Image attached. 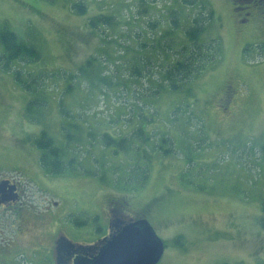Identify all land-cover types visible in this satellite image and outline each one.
I'll use <instances>...</instances> for the list:
<instances>
[{
	"label": "rangeland",
	"instance_id": "rangeland-1",
	"mask_svg": "<svg viewBox=\"0 0 264 264\" xmlns=\"http://www.w3.org/2000/svg\"><path fill=\"white\" fill-rule=\"evenodd\" d=\"M78 1L86 15L72 9ZM203 2L215 14L203 40L220 43V61L175 92L158 83L162 65L152 47L171 28L170 10L181 11L182 36L196 6L0 0V31L9 28L41 55L16 67L46 72L49 90L34 122L25 113L32 94L0 70V180L23 189L15 208L0 209V264H57L64 240L100 246L117 213L149 220L165 244L158 264H264V4ZM98 15L115 21L93 27ZM63 126L75 129L76 141ZM43 131L65 149L63 160L75 159L73 169L43 170L35 146ZM105 133L134 148L114 153L102 144ZM129 172L135 189L123 188Z\"/></svg>",
	"mask_w": 264,
	"mask_h": 264
},
{
	"label": "trees",
	"instance_id": "trees-1",
	"mask_svg": "<svg viewBox=\"0 0 264 264\" xmlns=\"http://www.w3.org/2000/svg\"><path fill=\"white\" fill-rule=\"evenodd\" d=\"M234 2L238 5L237 0H234ZM182 3L192 8L196 6V10H198L192 16L187 27H185L183 35H176L182 28L181 11L179 9H172L170 10V30L161 34L163 39L152 47L156 50V56L159 59L157 61L158 65H162L159 71L161 79L158 83L160 86H164L166 83L169 89L175 92L188 87L195 79L217 64L221 57V45L218 41L203 40V34L215 16L214 11L203 0H182ZM72 9L79 15L87 14V5L84 1L74 3ZM114 21L115 19L112 15H98L90 20V24L93 27H97L101 24L111 25ZM161 55L168 60L164 64H162ZM40 58V52L35 45L22 40L14 31L7 27L0 31V70L12 72L16 83L24 91L32 94V98L27 102L25 113L34 122L40 121V116L43 115L44 109L49 104V90L45 86L43 79L47 73L39 72L35 75L31 71L21 69V66L16 67V65L31 64L39 61ZM149 65H151V62L147 64V66ZM137 69L138 71L135 75L142 76L143 72L141 69ZM80 71L83 73L85 70L82 68ZM187 91H190V89H187ZM64 114L68 113L64 112ZM62 129L68 141H76L75 135L69 132L75 129H70L66 126H63ZM101 141L104 147L114 148V153H117L119 150L127 151L129 148H134L133 145L129 144V138L127 137L115 139L108 133H105ZM35 146L40 150L39 162L47 174L62 175L67 170L75 167V159H70L68 162L63 160L65 149L59 147L55 139L47 131H43L41 136L35 139ZM66 148L68 152L71 151V147L68 146ZM140 172L141 176L137 184L142 187L148 180L149 167H144ZM133 176V173L129 172L121 179L125 181L124 189L128 187L137 188V184L135 186L132 185V182H135ZM101 178L106 180L105 176ZM121 183L123 184L122 181ZM262 207L264 211V201ZM261 225L264 229V216L261 218ZM101 245L80 247V249L94 252L100 249Z\"/></svg>",
	"mask_w": 264,
	"mask_h": 264
},
{
	"label": "water",
	"instance_id": "water-1",
	"mask_svg": "<svg viewBox=\"0 0 264 264\" xmlns=\"http://www.w3.org/2000/svg\"><path fill=\"white\" fill-rule=\"evenodd\" d=\"M6 191L10 195L3 201L17 200V185H10L9 180L2 181L0 193ZM121 225L97 255L78 257L75 264H158L161 261L165 244L148 219L121 222Z\"/></svg>",
	"mask_w": 264,
	"mask_h": 264
},
{
	"label": "flooded vegetation",
	"instance_id": "flooded-vegetation-1",
	"mask_svg": "<svg viewBox=\"0 0 264 264\" xmlns=\"http://www.w3.org/2000/svg\"><path fill=\"white\" fill-rule=\"evenodd\" d=\"M237 1H238V5H236V6L238 9L245 8L246 7L245 5H249V4H253V3L254 4H264V0H237ZM242 4H244L243 7L241 6ZM1 181L2 180H0V182ZM13 184L17 185V194H18L17 200L16 201H3V199L5 197H8L10 194L8 191L0 193V201H3L2 203H0V209H2V208L3 209L4 208H15L16 205L19 202H21V200L23 199V189H22L20 183L11 180L10 185H13ZM90 252L91 251H88V252L82 251V249H80L79 247H73L72 248V246L68 242L64 241L61 244V247L57 248V251L55 253L56 254V262H57V264H75L76 259L78 257L93 255ZM92 253H94V252H92Z\"/></svg>",
	"mask_w": 264,
	"mask_h": 264
}]
</instances>
